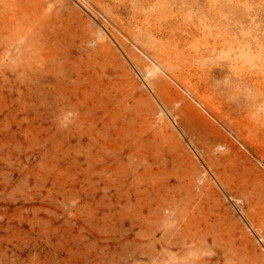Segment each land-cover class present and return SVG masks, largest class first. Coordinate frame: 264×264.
<instances>
[{
    "label": "rangeland",
    "instance_id": "obj_1",
    "mask_svg": "<svg viewBox=\"0 0 264 264\" xmlns=\"http://www.w3.org/2000/svg\"><path fill=\"white\" fill-rule=\"evenodd\" d=\"M0 264H264V0H0Z\"/></svg>",
    "mask_w": 264,
    "mask_h": 264
}]
</instances>
